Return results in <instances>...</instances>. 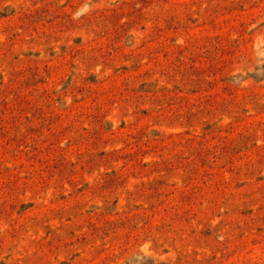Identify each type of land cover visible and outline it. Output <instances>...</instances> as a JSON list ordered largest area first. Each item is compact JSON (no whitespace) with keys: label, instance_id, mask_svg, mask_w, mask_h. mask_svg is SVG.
Returning <instances> with one entry per match:
<instances>
[{"label":"rangeland","instance_id":"374dc122","mask_svg":"<svg viewBox=\"0 0 264 264\" xmlns=\"http://www.w3.org/2000/svg\"><path fill=\"white\" fill-rule=\"evenodd\" d=\"M0 264H264V0H0Z\"/></svg>","mask_w":264,"mask_h":264}]
</instances>
